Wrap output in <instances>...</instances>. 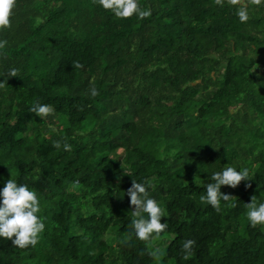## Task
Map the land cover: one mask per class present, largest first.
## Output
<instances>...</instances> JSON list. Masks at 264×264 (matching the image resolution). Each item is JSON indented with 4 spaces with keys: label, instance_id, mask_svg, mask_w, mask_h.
Wrapping results in <instances>:
<instances>
[{
    "label": "trees",
    "instance_id": "obj_1",
    "mask_svg": "<svg viewBox=\"0 0 264 264\" xmlns=\"http://www.w3.org/2000/svg\"><path fill=\"white\" fill-rule=\"evenodd\" d=\"M139 2L151 16L17 0L0 31V188H34L46 225L34 247L0 238V264H264V225L247 219L264 200V0ZM37 103L54 110L38 117ZM228 166L250 179L222 186L217 211L200 196ZM133 179L152 180L166 211L147 241L131 223Z\"/></svg>",
    "mask_w": 264,
    "mask_h": 264
},
{
    "label": "clouds",
    "instance_id": "obj_2",
    "mask_svg": "<svg viewBox=\"0 0 264 264\" xmlns=\"http://www.w3.org/2000/svg\"><path fill=\"white\" fill-rule=\"evenodd\" d=\"M99 4L118 18H129L135 15L143 19L152 14V9L142 7L139 0H99ZM16 7L17 0H0V31L11 27ZM239 17L241 21H246L247 11H240ZM7 44L6 39H0V51L4 50ZM18 72L19 69L13 67L6 74L7 76H18ZM6 84L7 79L0 80V88ZM91 94L93 96L98 94L95 87L91 89ZM53 110L51 105L41 103H37L30 109L41 118L51 114ZM55 147H60L59 141L56 142ZM63 148L65 151H70L71 144L64 143ZM125 172L130 173L127 170ZM249 177L248 167L228 166L212 172L205 186L206 192L200 196V199L220 211L222 202H228L231 198L230 195L221 191V187L227 185L235 188L242 180H249ZM152 187V180L140 182L133 179V184L127 191L130 204L135 206L134 218L131 221L132 227L135 235L143 241L149 240L154 234L157 236L162 234L169 227L167 221L161 222L162 217H166V211L161 202L150 195ZM247 207V219L250 224L253 227L264 225V200L258 201L253 196ZM40 213L41 200L38 192L29 184L18 183L17 179L11 178L0 188V238L11 239L12 243L20 248L36 246L46 228L44 218ZM195 244L196 241L193 239L183 242L181 247L185 259L193 254Z\"/></svg>",
    "mask_w": 264,
    "mask_h": 264
},
{
    "label": "rangeland",
    "instance_id": "obj_3",
    "mask_svg": "<svg viewBox=\"0 0 264 264\" xmlns=\"http://www.w3.org/2000/svg\"><path fill=\"white\" fill-rule=\"evenodd\" d=\"M205 109L206 108V106H202V109ZM93 179L95 180V181H100V178H99V176L98 175H95L94 177H93ZM163 222V221H162ZM145 258L148 260V261H152V260H154V256L152 255V254H147V255H145Z\"/></svg>",
    "mask_w": 264,
    "mask_h": 264
}]
</instances>
